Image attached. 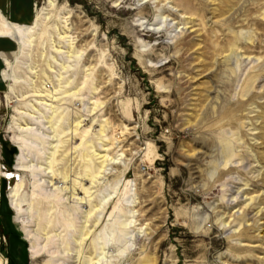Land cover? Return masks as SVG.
Returning <instances> with one entry per match:
<instances>
[{"label":"rangeland","instance_id":"1","mask_svg":"<svg viewBox=\"0 0 264 264\" xmlns=\"http://www.w3.org/2000/svg\"><path fill=\"white\" fill-rule=\"evenodd\" d=\"M12 3L17 15L29 6L26 25L41 9L45 20L28 56L18 50L12 56L18 45L0 39V52L9 54L3 59L10 60L20 80L13 84L2 72L9 83L0 84V256L7 264H45L46 252L56 251L45 239L49 230H38L43 222L26 221L31 236L25 238L8 198L17 177L9 181L4 174L14 171L12 141L21 135L15 124L29 122L16 112L30 109L21 96L32 82L37 87L51 82L52 90L60 65H69L65 54L51 52L49 42L51 36L67 50L66 40L55 36L62 17L73 47L84 53L61 74L72 82L65 86L63 80L57 88V97H72L55 104L65 103L68 123L70 101L85 102L89 117L82 128L91 127L92 150L107 156L89 197L92 203L104 199L100 222L95 229L86 224L90 233L79 260L93 258L91 241L100 231V264H264V0ZM3 68L0 58V76ZM90 101L101 103L93 114ZM210 105L216 106L212 116L205 112ZM63 149L58 168L69 165L75 177L81 161L62 158ZM29 160L35 162L33 155ZM20 176L18 202L39 203L37 212L43 214L49 208L44 197L53 190L49 179L36 177L39 190L30 172ZM55 182L59 189L67 186L58 178ZM62 210L63 205H54L51 220ZM125 221L138 235L119 254L113 238ZM30 242L39 251L36 259L29 257ZM70 249L75 256L73 243ZM75 257L57 264H78Z\"/></svg>","mask_w":264,"mask_h":264},{"label":"bare ground","instance_id":"2","mask_svg":"<svg viewBox=\"0 0 264 264\" xmlns=\"http://www.w3.org/2000/svg\"><path fill=\"white\" fill-rule=\"evenodd\" d=\"M42 15H44V9H41L37 13L35 19L30 25H18L8 22L0 14V37L9 38L15 41L18 45V53L21 56H28L32 47V42L34 41V35L38 28L42 26L43 20H45ZM61 19L63 24L62 30H56L55 36L58 41L66 40L67 46L65 49L67 50H61L59 42L55 43V40H53L51 36L49 38L50 48L51 52L54 54H65L67 59L66 62L69 63V65H60L62 72L56 76L57 85L52 90H50L52 88L51 82H47L44 87L42 85L37 87L33 85L32 82L29 85V93L24 97L21 96V100H29L27 105L30 109H27L25 112L16 110V112L22 116H26L29 119V122L22 120L23 125H20L19 123L15 124L21 135L15 136L12 141L17 149L13 165L14 171L4 175L9 181L14 180L17 177L15 185L12 189L10 188L11 190L8 198L11 209L15 212L17 217V221L22 224L21 229L26 234L25 238L30 239L31 236L27 231L25 225L26 221L33 222L35 226H38V222L36 221L43 222L38 230L44 233L49 230V232L45 233V239L49 243V246L55 248L56 251L54 253L49 250L46 252L49 259L45 264H57L59 261L65 262L67 259H73L75 256V258L78 259V264H100V240H102V237H100V231L93 234V239L91 241V254L93 255V258L90 260L89 258L83 257L82 260H79V258H81L79 255L81 256L83 253V245L90 233L87 230L86 224L90 221L93 229H95L100 222L99 211L100 206L104 203V199L92 203L89 200V197L92 196L90 195V190L95 184H98V181L101 178L100 174L104 168L103 162L107 156L105 154H100V152L96 153L95 150H92L94 149V146L92 144V139L89 138L91 127L82 128L87 125L85 121L86 118L89 117L86 109L87 104L77 98L70 101L71 103L69 106L67 105V107L71 110L73 118H71L68 123L66 122L67 116L64 114L65 111H63L66 110V107L63 108L65 103L61 102L55 104V102L61 101V98L66 102V100L68 101L72 97L63 92V94H59L62 97L56 96L59 87H61V81L65 80L63 82L66 84L65 86H68V84L72 82L70 79L71 76H62L61 74L69 72L70 70L68 69H71V66H73L70 63H74V61L81 58L84 53L83 48L78 49L75 46L73 47L74 42L73 38L69 35L70 31L66 24V18L62 17ZM0 58L3 64L5 61L6 65L4 64V68L5 66L7 67L6 70L3 68V78L13 82V84L20 83V80L17 78L13 68L9 64L8 59L3 60L4 56L2 54H0ZM51 58L54 60L53 57ZM16 60L18 61V59ZM30 69H28L29 73L34 74L35 72ZM87 76V74L82 76L80 82L81 86L84 85ZM253 78L256 77L254 76ZM45 80H49V78L45 76ZM254 80L251 81L252 84L255 82ZM4 81L7 82L8 85L9 82L6 80ZM218 83L225 84L226 80H220ZM96 89L92 88L94 94L97 91ZM5 92H7V90ZM216 94L220 95L217 92ZM11 95L14 97L13 92H11ZM77 96L78 95L73 97ZM216 99L220 102V98L217 97ZM75 101L80 103V108H75ZM217 104L218 103H216V105ZM89 105L90 107L88 108V111L90 114H93L100 108L101 103L90 101ZM215 108V105L207 106L205 109L206 114L208 116L214 115ZM89 121H91V119ZM98 133L99 135L95 138L97 141H100L103 127L99 128ZM64 138H66V140H64ZM63 147L64 149L62 151L64 154L62 158L67 157L69 158V162H71L79 157L78 161H81L80 168L75 177L71 175L72 169L69 165L66 169L61 171L58 168L59 162L62 161V159L58 160V152L59 149ZM101 152H106V150L101 149ZM30 155H33L35 158L34 163L32 160H29ZM100 159L102 160L99 161ZM95 160L99 161L97 165L94 163ZM21 172H30L33 177V188L39 190L40 187L38 183H40V179L36 180V177L41 176L40 178L49 179L48 184H51L50 187H52L53 190L48 197H44V199L47 200V206L49 208L43 214L37 212L36 207L39 203L33 204V202H31L25 207L22 203L18 202V193L23 185L20 176ZM57 178L67 186L63 189H59L58 184L55 182ZM54 205H63L64 210H62L61 213H58L56 219L51 220L54 213ZM86 206L87 210L84 211L83 209L86 208ZM130 224L131 221H125V223L119 225L121 230L117 233L115 232L116 234L113 239L115 240L119 254L124 253L128 248L129 242L134 240L138 235V232L133 233L132 231H129ZM31 233H33V231H31ZM71 243H73L76 249L74 250L75 256L73 257L69 255L71 251ZM28 253L30 259L38 258L39 251L33 242H30L29 244ZM56 253L59 255L57 256ZM92 260H94V263H92ZM0 264H7V261L2 256H0Z\"/></svg>","mask_w":264,"mask_h":264},{"label":"crops","instance_id":"3","mask_svg":"<svg viewBox=\"0 0 264 264\" xmlns=\"http://www.w3.org/2000/svg\"><path fill=\"white\" fill-rule=\"evenodd\" d=\"M14 7L15 6L13 5L12 0H0V14L8 22L15 23V24H18V25H26V23L28 22V21H26V19L29 18V12L27 11V9L29 8V6L24 5L23 10H25V13L19 14V15L15 14V12L13 10ZM34 18H35V16H34ZM0 39H5V38H1L0 37ZM16 52H17V47H16V50L14 52H10L9 54L12 53V56H13ZM0 54H2L4 57H8V55H9V54H5V53H1V52H0ZM8 61L10 62V60H8ZM4 64H5V61H4ZM5 68H6V66H5ZM2 72H3V70H2ZM1 75H2V73H1ZM2 81H4V80L1 77L0 84L2 83Z\"/></svg>","mask_w":264,"mask_h":264}]
</instances>
